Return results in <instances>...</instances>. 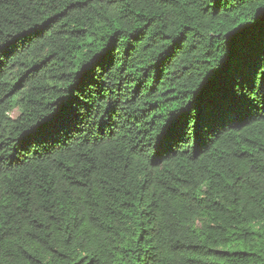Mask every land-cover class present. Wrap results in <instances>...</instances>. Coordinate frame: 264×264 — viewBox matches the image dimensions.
<instances>
[{"label":"trees","instance_id":"1","mask_svg":"<svg viewBox=\"0 0 264 264\" xmlns=\"http://www.w3.org/2000/svg\"><path fill=\"white\" fill-rule=\"evenodd\" d=\"M0 264H264V0H0Z\"/></svg>","mask_w":264,"mask_h":264}]
</instances>
